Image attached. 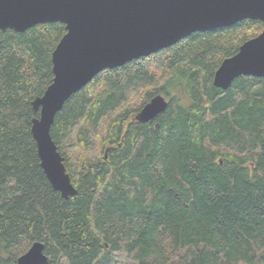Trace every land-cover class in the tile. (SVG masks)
Masks as SVG:
<instances>
[{
    "label": "trees",
    "instance_id": "1",
    "mask_svg": "<svg viewBox=\"0 0 264 264\" xmlns=\"http://www.w3.org/2000/svg\"><path fill=\"white\" fill-rule=\"evenodd\" d=\"M262 28L193 32L72 94L50 127L76 189L67 199L30 130L65 26L0 30V264L34 241L46 264H264V76L213 84ZM156 95L166 108L135 120Z\"/></svg>",
    "mask_w": 264,
    "mask_h": 264
},
{
    "label": "water",
    "instance_id": "2",
    "mask_svg": "<svg viewBox=\"0 0 264 264\" xmlns=\"http://www.w3.org/2000/svg\"><path fill=\"white\" fill-rule=\"evenodd\" d=\"M258 19L261 32L224 58L213 84L226 89L239 75L264 76V0H0V30L22 32L36 24L61 22L66 32L51 53L52 80L32 101L31 121L40 166L64 199L76 193L64 157L50 135L55 114L97 73L170 47L196 31ZM167 106L161 95L145 103L134 119L149 122ZM34 241L17 264H46Z\"/></svg>",
    "mask_w": 264,
    "mask_h": 264
}]
</instances>
